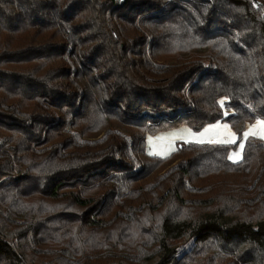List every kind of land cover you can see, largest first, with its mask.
<instances>
[{
	"label": "trees",
	"instance_id": "obj_1",
	"mask_svg": "<svg viewBox=\"0 0 264 264\" xmlns=\"http://www.w3.org/2000/svg\"><path fill=\"white\" fill-rule=\"evenodd\" d=\"M257 119L264 0H0V264H264V140L146 144Z\"/></svg>",
	"mask_w": 264,
	"mask_h": 264
},
{
	"label": "rangeland",
	"instance_id": "obj_2",
	"mask_svg": "<svg viewBox=\"0 0 264 264\" xmlns=\"http://www.w3.org/2000/svg\"><path fill=\"white\" fill-rule=\"evenodd\" d=\"M259 121H264V119H257L253 122L247 123L246 128L243 132H249L250 130L256 133V137H259L264 140V125L259 124ZM216 125L217 127H213ZM227 126V127H225ZM205 129H208L205 132ZM200 133H204L203 136ZM235 134L233 136L232 134ZM234 139L236 143L235 148H233L229 157L233 155V153H240V156L234 159H230L233 162H239L243 159V151L240 150L239 144L243 143L245 145L246 140L240 137L236 131L232 128V126L224 121H216L214 123L207 124L203 129L196 131L192 129L188 125H182L176 128H170L161 130L155 134H149L146 139L147 149L151 155L160 156V157H169L173 153H175L179 146L182 144H187L191 142H195L198 140H228Z\"/></svg>",
	"mask_w": 264,
	"mask_h": 264
},
{
	"label": "snow or ice",
	"instance_id": "obj_3",
	"mask_svg": "<svg viewBox=\"0 0 264 264\" xmlns=\"http://www.w3.org/2000/svg\"><path fill=\"white\" fill-rule=\"evenodd\" d=\"M225 115H227V114L225 113ZM258 123L261 124V125H264V121H259ZM213 127H217V126L214 125ZM225 127H227V126H225ZM207 131H208V129H205V132H207ZM200 135L203 136L204 133H200ZM232 135L235 136L234 133ZM250 136H253L254 137V136H256V133L250 130L249 132H246V133L243 134V139L247 140V139H249ZM196 142L203 144L206 141H204V140H198ZM207 143H210V144H234V143H236V140H234V139H228V140H209V141H207ZM244 147H245V145L243 143L239 144V148H240L241 151H243ZM153 154L155 155L157 153H153ZM239 156H240V153L239 152L233 153V155L231 157H229V159H234L235 160V158H237Z\"/></svg>",
	"mask_w": 264,
	"mask_h": 264
}]
</instances>
